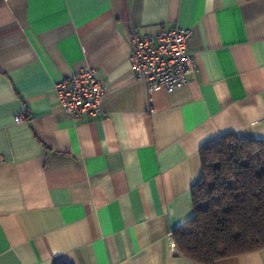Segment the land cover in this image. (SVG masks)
Instances as JSON below:
<instances>
[{"label":"crops","instance_id":"1","mask_svg":"<svg viewBox=\"0 0 264 264\" xmlns=\"http://www.w3.org/2000/svg\"><path fill=\"white\" fill-rule=\"evenodd\" d=\"M171 26L196 71L148 90L128 33ZM85 65L105 94L73 118L54 84ZM227 134L264 139V0H0V264H202L169 233L193 214L200 147ZM213 264H264V247Z\"/></svg>","mask_w":264,"mask_h":264},{"label":"trees","instance_id":"2","mask_svg":"<svg viewBox=\"0 0 264 264\" xmlns=\"http://www.w3.org/2000/svg\"><path fill=\"white\" fill-rule=\"evenodd\" d=\"M199 156L193 214L172 232L176 253L213 264L264 247V139L220 135L204 143Z\"/></svg>","mask_w":264,"mask_h":264},{"label":"built area","instance_id":"3","mask_svg":"<svg viewBox=\"0 0 264 264\" xmlns=\"http://www.w3.org/2000/svg\"><path fill=\"white\" fill-rule=\"evenodd\" d=\"M131 43L128 57L130 67L137 80L151 90L162 87L169 92L187 83L196 71L192 53L188 50L190 28L171 26L157 33H128ZM54 93L62 109L73 118L94 116L100 112L105 88L93 66L85 65L54 84ZM23 114L14 116L15 122ZM4 160L0 153V162ZM172 237V232L169 233ZM174 246V243H172Z\"/></svg>","mask_w":264,"mask_h":264}]
</instances>
